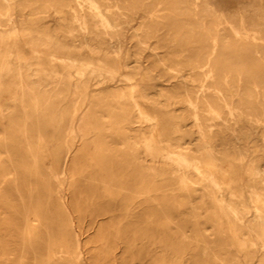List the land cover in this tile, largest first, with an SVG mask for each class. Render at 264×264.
Listing matches in <instances>:
<instances>
[{
	"label": "bare ground",
	"instance_id": "1",
	"mask_svg": "<svg viewBox=\"0 0 264 264\" xmlns=\"http://www.w3.org/2000/svg\"><path fill=\"white\" fill-rule=\"evenodd\" d=\"M73 212L264 264V0H0V264H86Z\"/></svg>",
	"mask_w": 264,
	"mask_h": 264
},
{
	"label": "rangeland",
	"instance_id": "2",
	"mask_svg": "<svg viewBox=\"0 0 264 264\" xmlns=\"http://www.w3.org/2000/svg\"><path fill=\"white\" fill-rule=\"evenodd\" d=\"M142 55L143 65H146L147 62L152 60L149 55H147V51L142 53ZM67 196L68 202L71 201L72 198L69 193ZM136 210V212L140 214L143 212L141 207H138ZM72 222L76 226V233L81 243V251L86 264H135L134 262H130V257L124 254L125 245L119 238L114 240L113 236L106 231H103L105 233L99 234L100 230L98 229L108 224V219H106L105 216L100 215L95 218L92 217L91 219L86 215L77 217L76 213L73 212ZM144 230H146L145 227L139 228V231ZM99 235L105 237L106 240L112 244L111 253L107 257H104V255H102L103 253H101L98 242L100 238ZM143 242L148 246L147 248L151 247L147 241ZM14 259H16V256Z\"/></svg>",
	"mask_w": 264,
	"mask_h": 264
}]
</instances>
